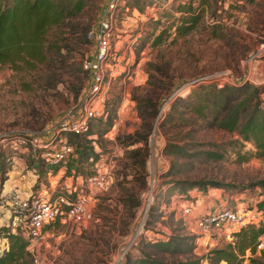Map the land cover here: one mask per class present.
Returning <instances> with one entry per match:
<instances>
[{
	"label": "rangeland",
	"instance_id": "obj_1",
	"mask_svg": "<svg viewBox=\"0 0 264 264\" xmlns=\"http://www.w3.org/2000/svg\"><path fill=\"white\" fill-rule=\"evenodd\" d=\"M236 1L116 0L104 114L101 120H90L89 132L79 137L57 134L54 128L64 117L76 115L88 79L81 67L88 44L73 47L63 74L43 71L42 64L34 69L0 65V180L6 175L18 179L21 190L46 191L50 196L69 190L72 197V188L83 178L104 168L111 175L105 189L87 191V219H57L46 228L44 241L32 251L31 264H137L150 258L163 264H209L208 251L232 240L220 237L203 246L194 219L182 212L194 193L208 195L216 207L242 203L263 209L264 189L254 183L264 179V159L253 155L252 145L235 131L215 128L209 118L197 117L192 112L193 88L189 93L178 91L162 107L165 96L196 76H206L204 84L216 88L218 83L222 87L237 81L262 86L259 98L264 105V57L247 59L264 39V0ZM107 2L88 1L77 18L79 25L90 30ZM178 6L184 8L182 15L188 8L201 12L184 36L176 32ZM163 29L154 45L153 37ZM54 31L46 32L49 40ZM156 78L164 88L152 83ZM150 91L153 97L157 93V111L146 131L138 99ZM180 114L186 119L183 123ZM144 133L145 146L131 142ZM58 138L71 145L73 156L55 167L50 154ZM79 144L81 149L91 147L95 156L76 171L78 162L72 159ZM143 147L147 155L142 169ZM188 183L197 185L187 188ZM1 215L0 228L5 224ZM260 238L264 251L263 230ZM158 241L171 245L159 249L154 246ZM249 257L246 251L242 264H248Z\"/></svg>",
	"mask_w": 264,
	"mask_h": 264
},
{
	"label": "trees",
	"instance_id": "obj_2",
	"mask_svg": "<svg viewBox=\"0 0 264 264\" xmlns=\"http://www.w3.org/2000/svg\"><path fill=\"white\" fill-rule=\"evenodd\" d=\"M88 1L90 0H0V65L23 66L26 69H34L38 64H42L43 71L66 73V67L69 66L67 59L70 58L73 47L89 43L86 39L88 30L77 22V18L81 16ZM200 1L203 2L204 0ZM183 9L181 6L176 9L181 12V15L176 17L177 20H175L179 21L176 32L180 36L187 34L201 16L198 9L192 11L190 8L186 9L188 11L187 15H182ZM50 28H55V31L50 35L51 39L49 40L46 32ZM162 32H164V29L153 37L154 45L159 42L160 33ZM237 53L238 51L235 54L232 53V58H236ZM193 78L195 77H190L182 82L186 83ZM157 79L152 83L157 81L163 87L161 80ZM203 81L192 83L185 90L186 93H189L190 89L193 88L191 97L194 98L195 103L193 104H196V107H192V112L197 117L209 118L211 126L215 128L235 131L242 140L252 145L255 157L264 159V105H262V100L259 98L263 87L251 85L247 81H237L235 85H224L216 88L214 84H204ZM199 90L202 92H197ZM147 92L142 98L138 99V109L142 110L140 118L146 131L149 130L151 120L157 111L154 104V97L157 93L153 97L151 95L153 91ZM168 96L169 94L165 97ZM165 99L163 97L161 101ZM204 109L207 110V114L202 111ZM102 116L93 119L99 118L101 120ZM178 118L182 123L186 120L181 119V114ZM66 134L79 137L85 133ZM145 140L144 133L138 135L131 142L142 141L145 146ZM80 146L82 145H77L75 149L76 157L72 159V163L78 162L74 166L76 171L79 169V164L85 163L91 154L95 156L91 147H84L86 149L84 151ZM138 150L132 151V154L138 152ZM171 151L167 148V152ZM142 152L140 164L143 169L147 155L144 147ZM64 161H58L53 166L56 167L58 163ZM144 175L143 173L142 176ZM5 179L6 175L3 181ZM3 181L0 180V182ZM254 184L264 189V179H258ZM194 185L197 184L188 183L187 188ZM3 223H5V220ZM51 224L45 228H48ZM262 230V227L248 224L234 231L231 242L208 251V263L242 264L243 255L246 251H249L248 264H264V251L262 249L256 250V244ZM0 234V238H5L7 241V248L0 252V264H31L32 252L20 231H11L8 226L3 224L0 228ZM170 245L169 241H158L154 244L159 249H167ZM257 251L260 254L255 256ZM137 264L163 263L150 258L149 261L142 260Z\"/></svg>",
	"mask_w": 264,
	"mask_h": 264
},
{
	"label": "built area",
	"instance_id": "obj_3",
	"mask_svg": "<svg viewBox=\"0 0 264 264\" xmlns=\"http://www.w3.org/2000/svg\"><path fill=\"white\" fill-rule=\"evenodd\" d=\"M236 2L239 3L240 0ZM115 7L116 0H109L100 11L96 24L86 33L90 51L82 58L81 67L88 73L87 83L77 106L75 117H64L57 122L54 128L57 134L86 133L90 120L104 114L103 95L107 89L110 77L108 76L110 73L106 72L108 68L106 60L112 54L110 45L112 37L111 20ZM261 57H264V39L248 55L247 59H260ZM225 77L226 74H224V82L227 83L228 81L225 80ZM206 78V76H198L187 81L166 98L162 107L178 91L187 90L190 84L206 80ZM217 82L221 81L217 80ZM217 86L221 87V83H218ZM29 137L32 142L37 141L35 137H31V135ZM31 140L29 141L31 142ZM18 141L23 143L22 138H19ZM57 143V147H54L50 154L51 162L53 163L65 160L72 152L71 145L65 139L58 138ZM110 180L111 175L108 169L104 168L97 171L95 174L83 178L77 187L72 188V197L68 196L70 194L69 190L67 191L68 194L57 193L50 196L46 191L44 193H33L31 191L21 193L17 187L13 186L5 192H0V205L3 208L1 216L5 220V225L11 231H20L28 243V248L31 252H34L35 246L41 244L46 237L45 227L55 220L60 219V221H63L68 219L78 223L87 219L89 217L87 206L89 194L87 191L90 189H105ZM142 195L145 197V192ZM191 208L192 203L190 201L186 202L182 212L185 214L190 213ZM192 218L194 219L196 233L201 239L203 246L215 244V241L220 237L232 240V233L248 224L261 226L264 237V207L260 209L252 205H242V203L235 204L231 208L217 206ZM6 248L7 242H1L0 240V252ZM262 248L263 240L258 238L256 250Z\"/></svg>",
	"mask_w": 264,
	"mask_h": 264
},
{
	"label": "crops",
	"instance_id": "obj_4",
	"mask_svg": "<svg viewBox=\"0 0 264 264\" xmlns=\"http://www.w3.org/2000/svg\"><path fill=\"white\" fill-rule=\"evenodd\" d=\"M13 185L18 186L17 188L21 193L28 192V190L27 191L21 190L22 186L20 185V182L18 181V179L11 180L10 178L9 179L6 178L5 182H2L0 192L7 191ZM190 194H193V192ZM191 203H192V208H191V211L189 214L192 217L196 216L198 214H202V213H205L207 211H210L212 208L216 207V205H214V201L212 199H210L208 197V195L198 196L196 193H194V200ZM1 206L2 205H0V213L2 214L3 208ZM1 219L2 218H0V220ZM0 240H1V242H7L5 238H0Z\"/></svg>",
	"mask_w": 264,
	"mask_h": 264
}]
</instances>
